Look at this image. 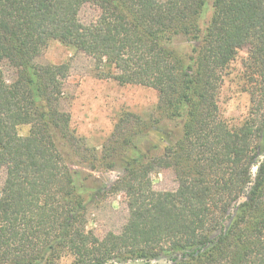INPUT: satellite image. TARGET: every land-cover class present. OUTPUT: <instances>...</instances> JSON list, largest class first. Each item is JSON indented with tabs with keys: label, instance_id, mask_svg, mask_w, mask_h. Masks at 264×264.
I'll list each match as a JSON object with an SVG mask.
<instances>
[{
	"label": "trees",
	"instance_id": "16d2710c",
	"mask_svg": "<svg viewBox=\"0 0 264 264\" xmlns=\"http://www.w3.org/2000/svg\"><path fill=\"white\" fill-rule=\"evenodd\" d=\"M85 7L98 11L88 23ZM51 40L154 89L156 115H123L112 145L82 156L61 108L69 65L35 63ZM244 48L250 106L231 126L219 95ZM152 128L169 141L142 154ZM81 157L90 170L126 160L110 188L126 198L118 234L86 230L94 183L73 167ZM0 171V264H264V0H0ZM162 171L174 191L152 189Z\"/></svg>",
	"mask_w": 264,
	"mask_h": 264
},
{
	"label": "rangeland",
	"instance_id": "374dc122",
	"mask_svg": "<svg viewBox=\"0 0 264 264\" xmlns=\"http://www.w3.org/2000/svg\"><path fill=\"white\" fill-rule=\"evenodd\" d=\"M98 11L93 7H85L79 13V19L88 23L96 17ZM186 49V44H182ZM247 56L244 48L238 52L223 76V83L219 95V107L226 122L231 126L240 125L246 118L250 106L249 96L244 91L242 80V65ZM39 65H59L67 63L69 72L63 81V96L61 108L70 115L69 127L74 135L82 139L84 146L82 156L96 149L98 152L107 145H112L114 129L119 119L125 114L138 115L148 121L155 116L154 108L158 102L157 92L148 87L119 84L95 69L93 60L59 40H51L42 54L35 59ZM112 72V71H111ZM5 80L13 78L9 69L4 70ZM126 126L122 132H126ZM28 125L17 128L19 136H26ZM119 133L116 135L118 136ZM122 139V138H121ZM147 141L139 148L142 154L158 146L160 152L169 141L168 135L156 128L148 131ZM87 151V152H86ZM126 160L118 162L114 170H106L99 164L95 170H90L89 162L84 157L72 162L75 169L90 176L94 183L91 192L92 199L88 203L86 213V230L98 238L107 233H120L127 221L128 210L123 192L110 190L124 175ZM4 173L0 171V182ZM91 182V183H92ZM152 189L155 191H174L177 187L173 173L170 171L151 174ZM163 261H152L149 264H163ZM57 264H71V257L64 255ZM133 264H144L142 261Z\"/></svg>",
	"mask_w": 264,
	"mask_h": 264
}]
</instances>
